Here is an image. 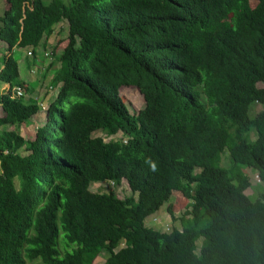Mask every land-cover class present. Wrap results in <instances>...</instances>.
<instances>
[{"label":"trees","instance_id":"trees-1","mask_svg":"<svg viewBox=\"0 0 264 264\" xmlns=\"http://www.w3.org/2000/svg\"><path fill=\"white\" fill-rule=\"evenodd\" d=\"M250 1L5 0L0 264H264V194H246L244 172L264 185V0ZM63 21L59 91L25 139L41 107L12 52L35 53ZM124 180L136 198L90 189ZM176 192L190 200L168 208L181 228L148 227Z\"/></svg>","mask_w":264,"mask_h":264},{"label":"rangeland","instance_id":"rangeland-1","mask_svg":"<svg viewBox=\"0 0 264 264\" xmlns=\"http://www.w3.org/2000/svg\"><path fill=\"white\" fill-rule=\"evenodd\" d=\"M5 2V0H3ZM45 3H49L51 0H43ZM66 2L68 0H65ZM251 6L255 7L256 4L258 3V0H251ZM64 26H66L65 24H62ZM66 28V27H65ZM57 33V32H56ZM60 36H64L66 37V29L61 33ZM52 44V42H51ZM55 44V43H54ZM56 44L58 45V47L60 46V44H62V42L56 41ZM40 48L37 52V57H39V59L43 62V61H47L48 58L44 56V46L42 44L39 45ZM55 46V45H54ZM63 46V45H61ZM49 48H47L48 50ZM15 49L13 50L12 54L16 59H27L28 58V48H24V49H17L15 52ZM50 57L52 55L51 51L48 52ZM61 54V51L59 52V56ZM55 55V54H54ZM54 55H52V57H54ZM57 62V61H56ZM29 63V62H28ZM37 73L41 72V70L39 71V69L41 68V65H35L33 67ZM3 84L0 81V95L1 93V88H2ZM260 87H264L263 84H259ZM45 88L48 89V92H56V89L53 88L51 86L50 82H47L44 85ZM120 95L123 97V99L125 100L126 104L129 106L131 113L136 114L138 112V110L140 109V107L144 104V97L143 95L140 93V91L135 88V87H122L120 90ZM54 98H56L54 95L52 96V98L50 99L49 105L50 103L54 100ZM24 100L28 103L31 100H35V97L33 94L31 93H27L26 95H24ZM48 105V106H49ZM262 109V106L260 104H255L253 106L252 109V113H257ZM47 110L48 108H46L45 110H43L38 114V116H36L35 118H33L30 123L28 124H22L20 126V134L25 138V139H34L36 132L38 130V128H41L45 125V123L47 122ZM3 113H0V116H2ZM8 129L7 126H3L0 128V132H2L3 130ZM95 135H101L105 138V140L109 141L111 139H120L122 138V134L119 133L118 135L112 136V137H106L104 134L101 133H97ZM229 164V159H228V155H224L222 158V165L227 166ZM196 172H199L198 170ZM244 172H246L250 179H251V183L252 186L246 191V194L250 195V196H259L260 194H264V185L259 181L258 179V175L257 173L252 170V169H246L244 168ZM93 192L96 193H110V192H114L115 195H117V197L121 198V199H125L127 197H130L132 195H134V197H137V194H132V190L129 187V184L124 180L122 181L120 184H115L111 181H103V182H97V183H93L91 185L90 188ZM189 204H190V200H187L185 197L182 196L181 193L176 192L172 195L171 199L169 200V202H167L161 209L159 212H157L156 214L152 215L151 217L147 218L145 223L148 227H153L155 229L161 230V231H168L170 230V228L172 226H176L178 228L180 227V223H179V218H177V221H173V218L171 217V215L168 212V208L171 207L172 211L175 214V217H180L183 215V213L189 208ZM200 244V241H199ZM105 256L101 255L98 256L95 261L94 264H104L105 262Z\"/></svg>","mask_w":264,"mask_h":264},{"label":"crops","instance_id":"crops-1","mask_svg":"<svg viewBox=\"0 0 264 264\" xmlns=\"http://www.w3.org/2000/svg\"><path fill=\"white\" fill-rule=\"evenodd\" d=\"M6 8L7 7H6L5 2L3 0H0V16H3ZM62 24H65L66 26ZM65 29H66V35H67L68 33V22L67 21H63L57 24L54 27L53 34L50 35L46 39V41H43L42 45L44 46V56L48 58L47 61L42 62L39 59V57H37L36 55L40 46L36 48L35 53H32V51L28 49L27 59H24V60L17 59L20 79L25 82L26 86L29 88V92L34 95L35 100L39 103L41 107V111H42V108L43 110L48 108L50 99L52 98L53 95L56 97L59 91V87H58V88H55L56 92H51V91L48 92V89L45 88L44 85L47 82L51 83L53 75L55 74L57 69L60 67V62L58 61L60 50H57V53L54 55V57H52L53 53L50 57L46 56V52L52 51L53 48L57 45L56 41L64 37L60 35ZM47 48L49 49L47 50ZM16 50L17 49H15V51ZM5 54H8V45L4 43L3 41H0V70L4 67L2 59ZM39 64L41 65V68L39 69V71L41 70V72L37 73L33 67ZM2 84L3 86L1 88V93L2 94L7 93L11 89V85L8 83H2ZM0 113H3L1 106H0ZM7 127L8 129L11 128V126H7Z\"/></svg>","mask_w":264,"mask_h":264},{"label":"built area","instance_id":"built-area-1","mask_svg":"<svg viewBox=\"0 0 264 264\" xmlns=\"http://www.w3.org/2000/svg\"><path fill=\"white\" fill-rule=\"evenodd\" d=\"M46 56H49V53L48 52H46ZM13 94L15 96H22L23 95V89L21 87H15L13 89Z\"/></svg>","mask_w":264,"mask_h":264}]
</instances>
